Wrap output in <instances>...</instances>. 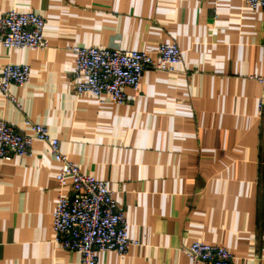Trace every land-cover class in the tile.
<instances>
[{
    "label": "crops",
    "instance_id": "0c3cea01",
    "mask_svg": "<svg viewBox=\"0 0 264 264\" xmlns=\"http://www.w3.org/2000/svg\"><path fill=\"white\" fill-rule=\"evenodd\" d=\"M45 20L46 48L0 46V70L29 81L0 91V122L46 127L82 174L105 181L123 213L126 255L98 264H192L193 242L224 247L232 264H264V10L242 0H0ZM182 51L172 72L147 69L123 104L74 91L72 46ZM54 161L44 142L0 161V264H81L54 243ZM66 193H70L66 189Z\"/></svg>",
    "mask_w": 264,
    "mask_h": 264
},
{
    "label": "built area",
    "instance_id": "2783aa9c",
    "mask_svg": "<svg viewBox=\"0 0 264 264\" xmlns=\"http://www.w3.org/2000/svg\"><path fill=\"white\" fill-rule=\"evenodd\" d=\"M200 1V0H197ZM214 4L220 0H210ZM250 9L264 10V0H242ZM45 20L31 11L10 9L0 16V46L4 48H46ZM73 56L74 91L77 95L90 94L99 99L108 96L123 104L125 89L138 91L147 69L172 72L182 63V51L174 43L159 45L154 54L135 50L101 47L69 48ZM30 67L26 64H6L0 70V91L4 98L19 103L10 94L9 86H22L29 81ZM256 79L264 84V77ZM264 98L259 100V108ZM28 135L18 133L5 122H0V161L13 156L30 157L33 141L44 142L55 162L57 201L52 214L54 243L59 249L79 254L81 264H98L97 252H113L120 256L136 245L128 237V226L123 213L112 198L108 184L93 176L84 175L78 166L60 153L59 142L50 137L45 126L25 121ZM1 181V174H0ZM66 189L70 190L66 193ZM192 264H232L233 256L224 247L193 242L184 251Z\"/></svg>",
    "mask_w": 264,
    "mask_h": 264
}]
</instances>
